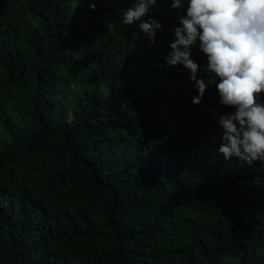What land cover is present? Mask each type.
<instances>
[{
	"label": "trees",
	"instance_id": "obj_1",
	"mask_svg": "<svg viewBox=\"0 0 264 264\" xmlns=\"http://www.w3.org/2000/svg\"><path fill=\"white\" fill-rule=\"evenodd\" d=\"M133 2L0 0V264H264V167L218 152L235 108L165 64L171 0L152 44Z\"/></svg>",
	"mask_w": 264,
	"mask_h": 264
},
{
	"label": "clouds",
	"instance_id": "obj_2",
	"mask_svg": "<svg viewBox=\"0 0 264 264\" xmlns=\"http://www.w3.org/2000/svg\"><path fill=\"white\" fill-rule=\"evenodd\" d=\"M158 0H134L122 11L123 25L136 24L139 34L155 43L163 25L149 14ZM95 10V6L90 4ZM170 8L179 14V26L173 28L174 40L165 64L182 65L189 73L199 104L207 87L214 85L219 104L235 108L218 116L222 128L218 152L225 160L232 157L251 166L264 167V0H171ZM206 56L204 78H198L201 66L191 59V47L197 45ZM158 67H164L159 65Z\"/></svg>",
	"mask_w": 264,
	"mask_h": 264
},
{
	"label": "bare ground",
	"instance_id": "obj_3",
	"mask_svg": "<svg viewBox=\"0 0 264 264\" xmlns=\"http://www.w3.org/2000/svg\"><path fill=\"white\" fill-rule=\"evenodd\" d=\"M105 79H106V78H105ZM106 80H107V79H106ZM93 89H94V88H93ZM45 130H46V129H45ZM41 131H42V130H41ZM40 133H41V132H40ZM46 133H47V132H46ZM47 134H49V133H47ZM47 134H46V135H47ZM44 135H45V133H44ZM90 136H91V135H90ZM118 142H119V141H118ZM118 146H120V145H118ZM91 161H92V160H91Z\"/></svg>",
	"mask_w": 264,
	"mask_h": 264
}]
</instances>
